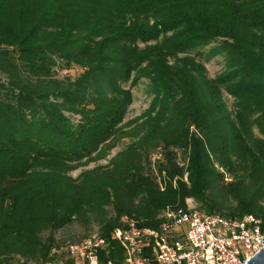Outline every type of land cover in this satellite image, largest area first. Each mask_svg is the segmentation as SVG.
I'll list each match as a JSON object with an SVG mask.
<instances>
[{
  "label": "trees",
  "instance_id": "16d2710c",
  "mask_svg": "<svg viewBox=\"0 0 264 264\" xmlns=\"http://www.w3.org/2000/svg\"><path fill=\"white\" fill-rule=\"evenodd\" d=\"M217 38L216 77L177 56ZM56 66L84 71L58 79ZM131 77L155 95L124 131ZM122 137L133 140L107 164L68 174ZM187 198L264 226V0H0V264H70L56 230L97 224L110 240L122 217L155 227Z\"/></svg>",
  "mask_w": 264,
  "mask_h": 264
},
{
  "label": "built area",
  "instance_id": "2783aa9c",
  "mask_svg": "<svg viewBox=\"0 0 264 264\" xmlns=\"http://www.w3.org/2000/svg\"><path fill=\"white\" fill-rule=\"evenodd\" d=\"M121 220L110 240L94 232L67 244L65 259L70 264H246L264 247L260 218L250 213L238 218L209 213L197 208L191 198L185 207L166 206L155 227L139 226L127 216ZM111 240L120 246L119 258L108 259Z\"/></svg>",
  "mask_w": 264,
  "mask_h": 264
},
{
  "label": "rangeland",
  "instance_id": "374dc122",
  "mask_svg": "<svg viewBox=\"0 0 264 264\" xmlns=\"http://www.w3.org/2000/svg\"><path fill=\"white\" fill-rule=\"evenodd\" d=\"M170 34V33H168ZM162 37L158 39H152L147 41V44H153L155 42H159ZM140 47L144 46L143 42L138 43ZM194 56L197 61L201 62L206 68V75L208 77H216L227 70V48L225 46V41L220 38L211 40L207 45L197 46V47H190L183 52H178L177 56ZM172 60V59H171ZM84 71L83 68L79 66H71L68 69L61 68L59 69L57 66L54 69L55 77L58 79H62L66 76L71 78L70 80H75L79 74H82ZM135 81V82H133ZM121 86L125 89H128L131 94V103L127 108V112L123 121L119 124L120 128L124 131L130 130L135 125L140 123L142 120L143 115L148 111L152 99L155 95V89L152 83L146 78H135L132 77L124 82L121 83ZM92 90H87V94H92ZM223 99L228 107V109L233 112L236 109L235 100L228 95L225 91H223ZM73 120H77L78 116H74L69 114ZM254 133H257V130L254 129ZM133 138L130 137H122L116 141L114 147H112L107 155L96 161H90L83 165H80L70 171L68 174L72 177H77L82 171L91 168L96 165H105L107 164L108 160L115 155L119 150L126 147ZM183 159L182 153L179 155ZM226 179H228L226 177ZM197 206L198 203L194 202ZM98 231L97 224H91L90 226L81 225L77 222L69 224L62 229L56 230L54 232L55 237L62 242V246L57 251V254H61L63 258L64 256V249L67 244L71 242H76L83 239L84 236H88L94 232ZM23 260L14 258L12 260V264H19ZM30 262V261H29ZM29 262H24L25 264Z\"/></svg>",
  "mask_w": 264,
  "mask_h": 264
},
{
  "label": "water",
  "instance_id": "95a60500",
  "mask_svg": "<svg viewBox=\"0 0 264 264\" xmlns=\"http://www.w3.org/2000/svg\"><path fill=\"white\" fill-rule=\"evenodd\" d=\"M246 264H264V247L247 260Z\"/></svg>",
  "mask_w": 264,
  "mask_h": 264
}]
</instances>
